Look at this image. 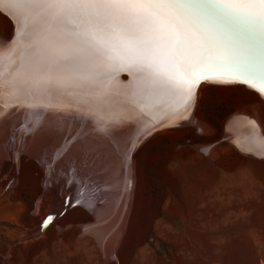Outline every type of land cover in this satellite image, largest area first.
<instances>
[{
	"label": "rangeland",
	"instance_id": "rangeland-1",
	"mask_svg": "<svg viewBox=\"0 0 264 264\" xmlns=\"http://www.w3.org/2000/svg\"><path fill=\"white\" fill-rule=\"evenodd\" d=\"M3 13L8 39L14 22ZM195 100L196 122L159 129L133 153L129 215L108 255L83 232L90 191L49 183L25 152L15 163L10 141L0 159V264H264V158L237 149L223 126L239 111L264 123V99L243 84L203 82Z\"/></svg>",
	"mask_w": 264,
	"mask_h": 264
},
{
	"label": "snow or ice",
	"instance_id": "snow-or-ice-1",
	"mask_svg": "<svg viewBox=\"0 0 264 264\" xmlns=\"http://www.w3.org/2000/svg\"><path fill=\"white\" fill-rule=\"evenodd\" d=\"M9 2L19 18L6 42L16 46L6 55L0 43V104L6 96L20 105L54 94L102 102L114 71L138 74L131 102L141 111L147 106L141 101L161 93L192 101L201 81L247 84L264 95V0ZM155 130L146 125L132 145Z\"/></svg>",
	"mask_w": 264,
	"mask_h": 264
},
{
	"label": "bare ground",
	"instance_id": "bare-ground-1",
	"mask_svg": "<svg viewBox=\"0 0 264 264\" xmlns=\"http://www.w3.org/2000/svg\"><path fill=\"white\" fill-rule=\"evenodd\" d=\"M0 10L13 22L14 16L19 18L9 0L0 3ZM13 33L8 39L0 37V43L11 41ZM14 46L15 42L6 44L5 54ZM122 72H126L125 76L120 75ZM202 83H199L196 95ZM137 86L138 74L114 71L102 102L89 98L87 103H77L71 95L54 94L51 97L29 98L20 105L16 99L6 96L5 102L0 104V110L6 117L0 120V159L3 153L9 152L7 148H10L11 141L12 150L7 153L10 159L13 158V151L25 152L40 161L49 183V179L53 178L64 185L73 183L87 188L86 192L90 191L91 194L87 193L93 197L91 210L87 208L92 219L83 225V232L95 240L105 255L116 249L129 215L131 190L135 183L132 177L135 167L133 153L137 148L132 145L134 137L149 124L157 132L168 126L191 123L197 117L193 110L196 100L184 103L179 93H161L151 100L141 101L147 105L141 111V107L131 102ZM237 113L234 112V115ZM243 113L246 116L237 115L226 121L225 135L237 149L264 158V151L259 148L264 123L255 114ZM24 134L27 137L22 138ZM129 146L134 150L128 153L126 159L125 152ZM209 152L212 153L211 149Z\"/></svg>",
	"mask_w": 264,
	"mask_h": 264
},
{
	"label": "water",
	"instance_id": "water-1",
	"mask_svg": "<svg viewBox=\"0 0 264 264\" xmlns=\"http://www.w3.org/2000/svg\"><path fill=\"white\" fill-rule=\"evenodd\" d=\"M125 73H126V72H122L120 75H121V76H125ZM215 79H218V78H215ZM123 80H127V79L123 78ZM201 82H206V81H201ZM201 82H200V83H201ZM237 84H238V83H237ZM198 85H199V84H198ZM198 85L196 86V90H197ZM243 85H245V86H247L248 88H250V89L256 91V89L249 87L247 84H243ZM256 92H257V91H256ZM258 94H261V93L258 92ZM263 99H264V97H263ZM237 115L240 116V115H245V114L242 113V112H239V113H237ZM237 115H234V113L231 114V115H228V116L224 119V124H223V126L225 127V123H226V121H227L228 119H230V120H231V119H234V117L237 116ZM229 116H230V118H229ZM245 116H246V115H245ZM230 120H229V121H230ZM222 136H223V135H222ZM24 137H27V135L24 134L22 138H24ZM223 139H224V136H223ZM224 140H225V139H224ZM22 148H23V147H22ZM20 154H21V152L18 151V150L15 151V152H14V151L12 152V157H13L12 159L14 160L15 163L17 162V158L19 157ZM35 160H36V159H35ZM36 162H38V161L36 160ZM38 163H39V162H38ZM66 199H67V197H66ZM66 199H65V200H66ZM74 204H76V203H73V205H74ZM48 216H52V217H54L51 213H48V214L45 216V218L42 220V222H41V225H44V226L41 227V225H40V230L43 229V228L47 225V224H44V221H45V219H46Z\"/></svg>",
	"mask_w": 264,
	"mask_h": 264
}]
</instances>
